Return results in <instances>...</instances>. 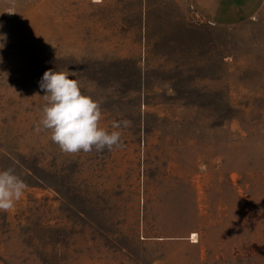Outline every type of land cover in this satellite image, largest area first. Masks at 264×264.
<instances>
[{
	"label": "rangeland",
	"instance_id": "rangeland-1",
	"mask_svg": "<svg viewBox=\"0 0 264 264\" xmlns=\"http://www.w3.org/2000/svg\"><path fill=\"white\" fill-rule=\"evenodd\" d=\"M0 264H264V7L216 26L188 0H0ZM129 120L121 147L35 131L45 71Z\"/></svg>",
	"mask_w": 264,
	"mask_h": 264
},
{
	"label": "clouds",
	"instance_id": "clouds-1",
	"mask_svg": "<svg viewBox=\"0 0 264 264\" xmlns=\"http://www.w3.org/2000/svg\"><path fill=\"white\" fill-rule=\"evenodd\" d=\"M0 41H6V34H0ZM4 46L0 43V49ZM39 86L45 92L42 96L45 103L35 131L49 132L51 141L63 153L111 151L122 146L119 129L129 127L131 122L114 121L111 131L101 127V103L82 92L79 81L70 78V70L45 71ZM26 189L27 184L13 169L0 170V212L12 210Z\"/></svg>",
	"mask_w": 264,
	"mask_h": 264
},
{
	"label": "crops",
	"instance_id": "crops-1",
	"mask_svg": "<svg viewBox=\"0 0 264 264\" xmlns=\"http://www.w3.org/2000/svg\"><path fill=\"white\" fill-rule=\"evenodd\" d=\"M205 21L216 26H234L254 18L264 7V0H188Z\"/></svg>",
	"mask_w": 264,
	"mask_h": 264
}]
</instances>
